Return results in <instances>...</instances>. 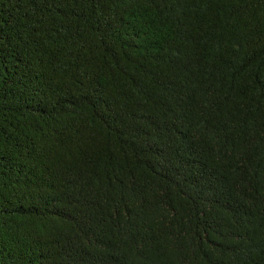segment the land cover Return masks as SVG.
Listing matches in <instances>:
<instances>
[{
  "label": "trees",
  "instance_id": "1",
  "mask_svg": "<svg viewBox=\"0 0 264 264\" xmlns=\"http://www.w3.org/2000/svg\"><path fill=\"white\" fill-rule=\"evenodd\" d=\"M0 264H264V0H0Z\"/></svg>",
  "mask_w": 264,
  "mask_h": 264
}]
</instances>
